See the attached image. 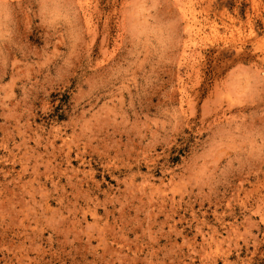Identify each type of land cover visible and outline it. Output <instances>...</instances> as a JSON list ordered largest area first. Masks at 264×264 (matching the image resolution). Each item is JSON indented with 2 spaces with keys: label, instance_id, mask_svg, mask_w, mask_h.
Instances as JSON below:
<instances>
[{
  "label": "rangeland",
  "instance_id": "1",
  "mask_svg": "<svg viewBox=\"0 0 264 264\" xmlns=\"http://www.w3.org/2000/svg\"><path fill=\"white\" fill-rule=\"evenodd\" d=\"M0 264H264V0H0Z\"/></svg>",
  "mask_w": 264,
  "mask_h": 264
},
{
  "label": "bare ground",
  "instance_id": "2",
  "mask_svg": "<svg viewBox=\"0 0 264 264\" xmlns=\"http://www.w3.org/2000/svg\"><path fill=\"white\" fill-rule=\"evenodd\" d=\"M82 2V1H81ZM85 2V1H84Z\"/></svg>",
  "mask_w": 264,
  "mask_h": 264
}]
</instances>
